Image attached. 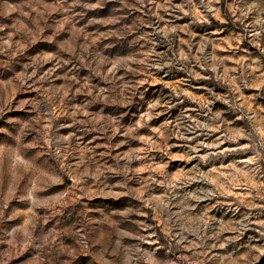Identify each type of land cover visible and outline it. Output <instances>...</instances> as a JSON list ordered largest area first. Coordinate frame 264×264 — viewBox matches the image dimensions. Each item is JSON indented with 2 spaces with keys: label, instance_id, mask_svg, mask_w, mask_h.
<instances>
[{
  "label": "rangeland",
  "instance_id": "1",
  "mask_svg": "<svg viewBox=\"0 0 264 264\" xmlns=\"http://www.w3.org/2000/svg\"><path fill=\"white\" fill-rule=\"evenodd\" d=\"M0 264H264V0H0Z\"/></svg>",
  "mask_w": 264,
  "mask_h": 264
}]
</instances>
